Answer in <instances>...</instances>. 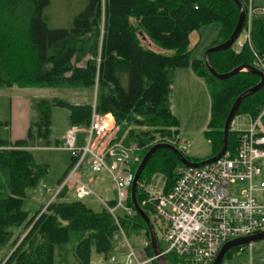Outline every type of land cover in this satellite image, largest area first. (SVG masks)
<instances>
[{"label": "trees", "instance_id": "obj_1", "mask_svg": "<svg viewBox=\"0 0 264 264\" xmlns=\"http://www.w3.org/2000/svg\"><path fill=\"white\" fill-rule=\"evenodd\" d=\"M241 2L245 9L244 32L247 4L245 0ZM48 3L49 0H0V87L91 89L97 84L100 92L95 107L97 112L113 117L116 132L112 141L125 146L135 144L141 151L139 159L130 164L135 172L152 145L170 143L177 147L178 121L171 108L174 70L189 67L203 79L210 97L204 135L212 144V153L202 159L220 151L224 122L234 100L256 85L260 76L242 70L226 79L215 78L204 58H190V35L205 24L218 23L217 36L208 47L226 41L238 21L235 1L85 0L69 28L48 27L43 17ZM252 7L250 43L235 50V40L230 47L211 52L209 60L216 72L252 66L255 53L264 61V13L253 3ZM37 103L39 130L43 127L47 132L54 106L67 109L70 127L89 125V101L73 104L52 97L40 98ZM239 113H247L251 119L260 116L264 132V85L241 101L235 115ZM239 132L229 128L227 150L231 154L238 144ZM30 146L27 140L0 138V247L9 246L0 264H90L93 254L108 259L111 253L122 251L113 238L117 225L112 215L96 197L92 198L96 203L77 199L74 188L68 185L33 215L24 210V200L37 193L48 173V166L35 160ZM73 160L71 157L69 167ZM179 166L183 164L171 149L159 148L138 178L136 200L153 218L154 229L152 206L142 204L146 198L143 187L159 173L166 179L163 190L168 192ZM107 202L114 205L115 199ZM126 204L134 209L130 188ZM116 215L129 240L132 234H142V240L148 241L145 252L153 257L143 218L135 209L129 215L120 210ZM236 248L241 245L228 249L223 257ZM164 257L169 264L177 262L172 253ZM152 260L159 264L155 258Z\"/></svg>", "mask_w": 264, "mask_h": 264}, {"label": "built area", "instance_id": "obj_2", "mask_svg": "<svg viewBox=\"0 0 264 264\" xmlns=\"http://www.w3.org/2000/svg\"><path fill=\"white\" fill-rule=\"evenodd\" d=\"M247 4L244 40L238 37L239 48L250 43V19L252 1ZM264 13V9H259ZM253 67L264 72L263 58L255 53ZM108 114L97 112L93 105L89 125L86 128L71 126L62 137V148L73 157V164L58 184L55 194L64 186L74 188L77 199L96 197L112 215L117 231L113 238L120 252L111 253L108 261L113 264H144L146 253L138 251L129 240L117 219V211L131 214L134 209L126 204L127 190L131 187L134 173L130 164H125V176L111 175L115 185V204L97 196L90 185L77 176L79 168L87 164L91 171L110 172L106 159L119 150L122 154L138 151L135 144L125 146L113 142L115 123L108 121ZM86 131L85 143L76 144V133ZM184 145L180 150H185ZM138 160L136 156L135 162ZM124 161V159H123ZM264 163V132L260 116L252 119L248 129L240 131L234 154L228 150L218 159L197 167L179 166L171 189L144 185L146 198L142 204L152 206L155 225H159L166 247L160 253H172L176 264H212L222 245L234 238L249 236L264 230V178H260ZM116 167L117 163L114 162ZM255 177H258L257 180ZM71 181V184L69 182ZM246 182L247 187L233 193L228 189L231 183ZM260 193L256 195L255 193ZM55 194L53 196H55ZM145 247L148 241H144ZM143 245V246H144ZM143 257V260L140 259ZM153 259L154 257H150Z\"/></svg>", "mask_w": 264, "mask_h": 264}, {"label": "rangeland", "instance_id": "obj_3", "mask_svg": "<svg viewBox=\"0 0 264 264\" xmlns=\"http://www.w3.org/2000/svg\"><path fill=\"white\" fill-rule=\"evenodd\" d=\"M254 6L259 9H264V0H251ZM85 6V0H49L48 5L43 10V17L49 28H69L72 24L74 16H76ZM219 30L218 23L205 24L200 29L199 42L194 46L190 58H204L205 50L216 36ZM197 33L194 32L190 39L193 44L197 38ZM240 38L244 40L245 33H240ZM233 48L237 50L239 44L237 41L233 43ZM180 71V72H178ZM190 68L175 70L171 108L178 121V138L177 148L180 149L184 145H188L185 150H180L181 153L190 160L201 159L209 156L212 153V144L205 137L204 129L209 120V105L208 95L204 84L186 78L178 73L190 72ZM97 84H94L90 91H86L87 96L93 97L98 95ZM59 97L71 101L72 99L84 98L85 93L80 89H50V88H30L17 86L0 87V138L15 140H27L29 144L34 145L31 152L40 163L48 166V173L43 178L40 186L37 189L35 196L27 198L23 202L24 210H27L33 215L42 205L52 197L58 180L62 177L66 169L71 163L70 153L60 145V138L63 137L65 131L70 128L68 120V111L64 107L54 106L50 111V124L47 128L43 127L39 130L40 112L38 110V101L40 98ZM251 117L247 113L236 114L231 122V129L235 131H243L249 128ZM86 131L81 129L76 133V144L81 146L84 144ZM62 141V139H61ZM141 151H128L123 153L119 150L115 151L113 156L106 159V164L111 169L106 171L107 177L103 183V188H110L111 196H115V190L111 189L113 182L111 175L125 176V164L135 162L136 156ZM124 159V161H123ZM117 166L114 167L113 163ZM139 164V163H138ZM137 164V165H138ZM264 168V163H263ZM105 171V170H104ZM91 172V171H90ZM88 171L87 176L93 175ZM78 177L84 180L87 177ZM256 180L258 177H255ZM260 178H264V171ZM85 181V180H84ZM166 179L162 174H155L149 186L162 189ZM71 184V181L69 182ZM247 187L246 182L231 183L228 189L233 193L238 194V190ZM260 195V193H255ZM153 220V218H152ZM159 225H155L157 231V240L160 248L166 247L164 237L159 230ZM144 237L141 235L130 236L133 246L138 251H146ZM144 245V246H143ZM9 251V246L0 247V261L6 256ZM146 253V252H145ZM146 254L148 260L144 264H156ZM143 260V257L140 256ZM90 264H113L109 262L107 256L92 255ZM220 264H264V239L252 241L248 244L241 245V248L234 249L231 254L223 257Z\"/></svg>", "mask_w": 264, "mask_h": 264}, {"label": "water", "instance_id": "obj_4", "mask_svg": "<svg viewBox=\"0 0 264 264\" xmlns=\"http://www.w3.org/2000/svg\"><path fill=\"white\" fill-rule=\"evenodd\" d=\"M233 1H235V3L237 4L238 10H239V16H238L237 24H236L234 30L232 31L231 35L229 36V38L226 41H224L223 43H220L218 45L208 47L205 50V53H204L205 65H206L208 71L210 72V74L212 76H214L215 78H217V79H226V78L238 73L239 71L248 70V71H253V72L257 73L260 76V81L256 85H254V86L246 89L245 91H243L234 100V102H233V104H232V106H231V108H230V110H229V112L227 114L225 122H224V126H223V144H222V147H221V149H220V151L218 153H216L215 155L210 156V157H208L206 159H202V160H199V161H192V160L187 159L181 153V151H179V149H177V147L174 146L173 144H170V143H156V144L152 145L149 148V150L142 157L140 163L138 164V166H137V168L135 170L134 179H133L131 187H130V196H131V201H132L133 207H134L135 211L143 218V220L146 223V226H147L148 232H149L150 243H151V246H152V249H153V253H154L153 257L156 259V261L159 264H169V263L166 261L165 257L160 253V248H159V245H158V242H157L156 232H155L152 220L141 209L140 205L138 204V202L136 200V196H135L136 185H137L138 178H139L143 168L145 167V165L148 162V160L151 157V155L157 149L163 148V147L171 149L178 156V158L181 161V163L183 165H185V166H188V167L201 166V165L210 163V162L218 159L219 157H221L224 154V152L227 150L229 128H230L231 122H232V120H233V118L235 116L236 110L239 107L241 101L246 96H248L252 92L258 90L260 87H262L264 85V72L259 70V69H256L253 66L241 65V66H238V67L232 69L231 71H228V72H225V73H218V72H216L213 69V67H212V65L210 63L209 54L211 52L219 51V50H222V49L230 47L232 45V43L237 39V37L239 36V34H240L241 30H242V26H243V23L245 21V9H244V6H243L241 0H233ZM261 239H264V230H262V231H260L258 233L249 235V236L237 237V238H234V239H231V240L225 242L222 245V247L220 248V250H219V252H218V254H217V256L214 259L212 264H220L222 259H223V256H224L225 252L228 249H230L232 247H235V246L248 244V243H250L252 241L261 240Z\"/></svg>", "mask_w": 264, "mask_h": 264}, {"label": "crops", "instance_id": "obj_5", "mask_svg": "<svg viewBox=\"0 0 264 264\" xmlns=\"http://www.w3.org/2000/svg\"><path fill=\"white\" fill-rule=\"evenodd\" d=\"M201 29V28H200ZM200 31V30H199ZM198 31V33H197V38H196V40H195V42L192 44L191 43V39H190V45H191V47H193V49H194V46L199 42V39H200V32ZM194 33V32H193ZM193 33H191V35L193 34ZM191 35H190V37H191ZM240 37V36H239ZM241 39V38H240ZM210 43H211V41H210ZM209 43V44H210ZM208 44V45H209ZM208 47V46H207ZM239 49V48H238ZM186 68H189V67H186ZM177 69H184V68H176L175 70H177ZM191 69V68H190ZM175 70H174V72H175ZM178 72H180V71H178ZM175 74V73H174ZM182 74H185L184 76L186 77V78H188V79H191V80H196L197 82L199 81V82H201V84H204V87H205V89H206V92H207V95H208V101L210 102V97H209V93H208V90H207V87H206V85H205V83H204V81H203V79L202 78H200V77H198L196 74H195V72L191 69V71L190 72H187V73H178V75L180 76V75H182ZM173 79H174V77H173ZM81 91H83L84 93H85V97L84 98H79V99H72L70 102L71 103H73V104H80V103H82V102H90L91 103V106L93 107V105L95 106V102H96V99H97V95H96V93H95V95H94V97H93V102H92V100H91V97L90 96H87V94H86V91L88 90V91H90V89H80ZM92 107H91V109H92ZM96 108V107H95ZM108 121H110V124H112V122H114V119H113V117L110 115V114H108ZM252 120V119H251ZM61 139H62V136H61V138H60V145H61V143H62V141H61ZM86 139V138H85ZM9 140V139H8ZM20 140V139H19ZM10 141H12V139L10 140ZM85 143V142H84ZM33 147H35L34 145H32V146H30V149H32ZM202 159V158H201ZM66 171H67V169H66ZM66 171L64 172V173H66ZM88 171L90 172L91 171V169L89 168V166L87 165V164H84L82 167H81V169L79 170V174H80V176L82 177V176H85V177H87V179L85 178L84 180H85V182H87L89 185H90V187L95 191V193L97 194V196L98 197H100L101 199H103V200H105V201H109V200H114L115 198H116V190H115V185H114V182H113V180H112V178H111V180H112V182H113V185L114 186H112L111 187V189L113 188L115 191V196L113 197V196H111V194H110V188H107V186H106V188H103V183H104V181H105V179L107 178L106 176H105V172L106 171H101V172H98V173H95V172H93V171H91L92 172V174L93 175H89V176H87V173H88ZM90 172V173H91ZM64 176V174L62 175V177ZM61 177V178H62ZM60 178V179H61ZM59 179V180H60ZM82 179V178H81ZM58 180V181H59ZM58 186V185H57ZM163 188V187H162ZM112 189V190H113ZM55 192H56V189H55V191H54V193H53V195L55 194ZM52 195V197L46 202V204H48V202L49 201H51V199L54 197ZM33 196H35V194L33 195ZM93 197H89V198H86L85 200H89V201H93V202H95L96 203V201H95V199H92ZM46 204H44V205H46ZM160 248V247H159ZM150 258V257H149Z\"/></svg>", "mask_w": 264, "mask_h": 264}]
</instances>
